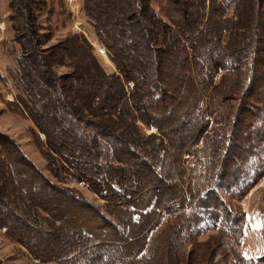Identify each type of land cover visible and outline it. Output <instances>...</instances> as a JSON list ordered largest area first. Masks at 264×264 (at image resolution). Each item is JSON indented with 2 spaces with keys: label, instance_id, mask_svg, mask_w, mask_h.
Instances as JSON below:
<instances>
[{
  "label": "trees",
  "instance_id": "1",
  "mask_svg": "<svg viewBox=\"0 0 264 264\" xmlns=\"http://www.w3.org/2000/svg\"><path fill=\"white\" fill-rule=\"evenodd\" d=\"M132 1L127 14L115 21L107 19V0H96L88 14L117 72L106 74L89 53L94 67L77 64L86 71L83 75L73 70L59 76L48 56L39 54L33 12L22 3L23 63L10 78L23 89L20 100L29 117L43 114L50 128L52 136L34 119L46 135L43 142L36 133L38 149L55 182L16 142L0 135V228L39 262L139 260L162 209L168 206L165 212L176 214L174 202L188 208L186 219L195 232L211 226L233 230L237 239L243 235L244 216L237 219L224 197L243 195L264 171V136L250 133L264 129V102L254 112V122L249 121L246 143L236 129L238 106L231 117L227 108L240 102L236 95L244 73L245 84L250 82V66L244 64L248 52L254 71L264 65V10L252 0H220L207 11L205 0H137L140 8ZM238 15L247 23L261 16L257 47L250 48L256 34L249 27L230 36L231 26L241 21ZM160 38L166 39L164 44ZM221 38L228 40L221 43ZM66 50L84 55L74 42ZM23 65L39 82V100L30 103L27 89L33 79L23 73ZM215 74L219 79L213 84ZM138 123L155 132L144 135ZM115 124L123 126L113 129ZM184 154L190 158L189 172L183 167ZM80 181L99 203L65 186ZM231 247L236 252L232 264H264V256L255 262L233 243Z\"/></svg>",
  "mask_w": 264,
  "mask_h": 264
},
{
  "label": "rangeland",
  "instance_id": "2",
  "mask_svg": "<svg viewBox=\"0 0 264 264\" xmlns=\"http://www.w3.org/2000/svg\"><path fill=\"white\" fill-rule=\"evenodd\" d=\"M131 1L132 0H107L108 4L105 5L106 8H104V10H107L108 21H115L126 15L128 12L126 5ZM133 1L137 8L142 6L137 0ZM189 1L196 3L198 0ZM253 1H255V4H259L264 10V3L262 6V0H252V2ZM219 2L220 0H216V3L213 5L210 0H205L206 11L208 5L210 9L212 7L216 8ZM22 3H27L29 11L33 12L36 27L35 40L38 43L37 49L39 54L41 52L42 56H48L47 58L49 59L53 74L59 76L72 73L73 70H76L79 74L83 75L86 71L76 66L78 64L85 68L94 67L93 63H90L89 53L93 55L97 65H99L101 70L106 74L116 73L117 70L108 56L106 46H104V43L98 37L95 29L97 23L88 15L94 12L96 0H0V135L6 136L7 139L16 142L38 169L42 171L46 177L55 182L53 174L48 170V161L42 156L38 149L40 144L36 136V133L39 134L40 140L44 142L46 140V135L52 136L50 128L44 123V116L42 114L34 119L37 120L41 129H45L43 132H46V135L39 131L40 129L36 125L34 119L29 117L25 110V106L21 104L20 99L25 96L23 89H18L17 85L13 83V80L10 78V76L16 73L18 66L23 63L21 60L23 44L21 42L22 40H19L23 39V30L21 31V27H24L23 20L20 17ZM152 5L154 9H156V4L153 3ZM242 20L243 18L241 19L240 15H238L239 22L237 25L233 24L231 26L229 34L233 30H235V32L240 31L241 33V30L249 27L250 33L253 32V34H256L250 48H252V46L257 47L259 45V33L261 32V16L255 15L250 23ZM258 21L259 25L256 26ZM229 29L230 26H227V30ZM232 35L233 34H230V36ZM83 38L86 39L87 43L83 42ZM170 38H173V35ZM160 39L159 42L164 44L166 39H162L163 41H160ZM25 40L26 39H24V41ZM227 40L228 38H221L220 42L224 43ZM73 42L81 46L84 50L83 57L74 56L73 52L66 50L67 47L71 48V43ZM102 51H104L105 54H103ZM244 64L248 67L250 66V82H246L245 84V78L248 76V72L244 73V75H242V84L239 86V91L236 95L240 97V102H234L232 105L229 104L230 106L227 108V111H230L229 117H231L237 110L236 105L238 106L237 112L239 111L240 114V122L236 129L238 130L239 128V133L241 135L240 142L243 140L242 138H244V142L246 143V137H248L250 133L257 137L264 136V129L258 131L250 130V133L248 130L249 121L251 120L250 123L252 124L255 120L256 116L254 112H257L259 105L264 102V65H262V68H260L261 64L258 66L260 72L257 73L254 71L252 68L254 62L249 52L244 58ZM23 67H25L23 73L28 76L29 80L33 79V82H28V103L32 100L33 102L34 100L37 101L39 100V96L37 95L39 82L35 77L37 74L31 72L27 66L23 65ZM239 72H242L241 68H239ZM218 76V74H215L212 78L213 84L218 81ZM259 76L261 77V82L259 81L260 87L257 89L255 83ZM244 92L246 93L241 95ZM42 94L44 95V93ZM247 94L248 96L245 97ZM251 102H253L255 106L252 105ZM17 106L20 108L19 111L15 108ZM226 107L227 105H225L224 110H226ZM262 108H264V106H262ZM99 119L103 120V118ZM102 122L104 123V121ZM115 125L113 129L123 126L122 124ZM138 126L144 135H150L155 132L154 128L145 127L140 123H138ZM134 128V126H131V130ZM133 131L138 132L139 130L134 129ZM246 132L247 136L244 137V133ZM184 155L182 162L183 167L186 169L190 163V158L188 156V158L185 159ZM241 158L240 161H242ZM217 166L218 165L215 163L213 164V167ZM176 167L178 168V166ZM187 170L188 169H186V171ZM258 176L255 183L252 184L243 195L238 198L224 197L230 208L237 213V219L244 216V224L242 228H240L243 235L240 239L235 237L233 230L229 232L219 227L212 228L210 226L202 232L193 231L190 228V220L186 219L190 218L188 208H185L178 202H174L173 207L177 210L176 214H167L165 210L168 206L162 209L164 210L163 216L157 223V230L153 231L151 234L152 239L147 247L146 254L139 260H129L128 264H232L231 259L236 255L234 248L232 249L231 247L232 243L236 249L249 259L256 262L258 259L262 258L264 256V171L262 173L260 172ZM178 179L180 180V177ZM178 179L176 180L177 182H179ZM82 182L84 181L68 182V185L65 186L72 188L90 201L99 203L98 198L90 191L85 182L86 186H81ZM181 187L186 190V184H181ZM6 231L5 228H0V261L2 264H62V262H39L34 260L21 245L16 244L8 236Z\"/></svg>",
  "mask_w": 264,
  "mask_h": 264
},
{
  "label": "built area",
  "instance_id": "3",
  "mask_svg": "<svg viewBox=\"0 0 264 264\" xmlns=\"http://www.w3.org/2000/svg\"><path fill=\"white\" fill-rule=\"evenodd\" d=\"M102 53L105 54L104 51H102ZM127 85H128V87H132V83H128ZM208 119H210V118L208 117ZM184 158H185V159L188 158V155L185 154V155H184ZM81 186H82V187H83V186H86V184H85L84 182H82V183H81Z\"/></svg>",
  "mask_w": 264,
  "mask_h": 264
}]
</instances>
